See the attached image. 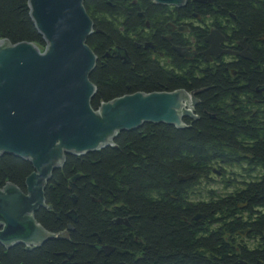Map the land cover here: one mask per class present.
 I'll use <instances>...</instances> for the list:
<instances>
[{"label":"trees","instance_id":"trees-1","mask_svg":"<svg viewBox=\"0 0 264 264\" xmlns=\"http://www.w3.org/2000/svg\"><path fill=\"white\" fill-rule=\"evenodd\" d=\"M238 2L243 6L235 2L229 11L241 16L242 34L256 48L259 35L264 42V0ZM83 5L94 24L86 44L97 57L89 77L96 88L92 108L138 92L184 90L198 93L197 119L183 120L181 129L144 124L119 133L112 146L66 156L47 182L45 207L35 214L46 231L65 237L34 251L0 245V264H264V118L256 121L254 99L248 97L264 85V67H195L175 54L157 60L133 47L145 41L138 14L165 16L168 7L151 0H84ZM173 11L185 16L196 10L187 0ZM193 35L204 38L200 30ZM1 40L44 49L28 0H0ZM252 56L260 62L264 55L252 49ZM227 168L243 174L231 173L229 179ZM31 173L29 162L0 157V188L11 183L24 192ZM213 177L230 192L212 189ZM247 227L261 238L260 251L237 246L236 235ZM96 243L113 248L112 255L96 250Z\"/></svg>","mask_w":264,"mask_h":264},{"label":"water","instance_id":"water-1","mask_svg":"<svg viewBox=\"0 0 264 264\" xmlns=\"http://www.w3.org/2000/svg\"><path fill=\"white\" fill-rule=\"evenodd\" d=\"M151 1L174 8L186 2ZM83 3L84 0H28L30 18L45 45L42 51L29 42L13 45L0 41V157L14 156L32 166V173L24 181V192L11 183L0 188V245L6 249L24 245L30 250L65 237V233L46 231L34 214L45 207L47 182L65 163L66 156H82L112 146L119 133L144 124L181 129L185 118L195 119L192 108L198 93L184 90L138 92L102 103L97 110L92 108L96 88L89 77L97 57L86 44L94 33V24ZM220 40L212 32L205 39L211 48L203 55L234 54L221 51ZM243 49L239 56L249 60ZM174 51L181 58L189 56L185 49ZM115 53L126 62L124 53ZM202 219L197 215L194 220ZM116 223L121 224V220Z\"/></svg>","mask_w":264,"mask_h":264},{"label":"flooded vegetation","instance_id":"flooded-vegetation-1","mask_svg":"<svg viewBox=\"0 0 264 264\" xmlns=\"http://www.w3.org/2000/svg\"><path fill=\"white\" fill-rule=\"evenodd\" d=\"M238 1L239 0H210V2L198 3L194 0H191L196 11L185 16H180L173 10L180 11L187 5V0L184 6L181 8L168 7L165 16L160 13L144 16L143 13L145 12L146 14V11H143V13L138 14V17L143 21L142 32L144 36L143 40L145 41L143 42V46L139 43H133V47L136 50L141 48L152 58H156L160 61L165 60V54H175L177 57H179L177 52L174 51L175 48L185 49L189 56L187 59H183L193 64L195 67L198 65H221L226 68V71L230 67L236 65H251L256 68H262L264 67V56L262 58L263 60L260 62L252 61V49L253 51H258V53L263 52L264 55V42L262 35H259L257 40H255L256 48L250 45L248 38L243 36L244 33L242 34L243 31L241 28L243 24L241 25V16H237L229 11L230 6L235 4V2L239 6H243ZM151 3L152 5L158 6L152 1ZM133 5H135V3H133ZM221 6H224V9H222ZM219 9H221V12ZM196 30H200L202 34H204L202 41L199 39V36L193 35ZM212 32H216L221 38V40L218 42L219 49L221 51H227L234 54H218L217 57L211 55L204 56L203 53L209 51L211 48V46L205 42V39ZM238 34L241 35L240 38L237 37ZM178 43L180 45L183 44L184 46H176ZM145 47L149 48L145 49ZM243 48H245V51L250 56L249 61L251 62L249 63H246V59H243L239 56V54L243 53ZM166 63L170 62L166 61ZM234 74L235 73H233V75ZM194 97H197V94ZM240 97L246 96L244 94H240ZM248 97H253L254 99L253 115L256 117V121L260 124L263 122L264 118V85L257 87L254 91V94ZM197 106L198 102L196 106L192 108V114L195 117L194 120L197 119L195 114V107ZM184 120L191 122L193 119L185 118ZM222 176L227 178V174L221 175V177ZM236 237V240L238 241L237 246L239 248H246V251L248 252L260 251L262 249L260 242L261 238L259 236H254L250 227H247L246 230L240 231ZM43 244L39 246H32V251L39 248ZM95 248L99 251L102 250L105 255H112L113 248L107 245H99V243H96Z\"/></svg>","mask_w":264,"mask_h":264},{"label":"rangeland","instance_id":"rangeland-1","mask_svg":"<svg viewBox=\"0 0 264 264\" xmlns=\"http://www.w3.org/2000/svg\"><path fill=\"white\" fill-rule=\"evenodd\" d=\"M42 51V50H41ZM227 172H229V176L228 178L230 179L231 177L233 178L234 176L230 175L231 173H235L237 176L240 175V174H243L242 171L240 169H237V168H227ZM259 173H262V172H256L254 173V175H258ZM214 181L211 183L212 184V189H215L217 190L219 193H227V192H230V190H225L224 189V184L225 183H222L218 178L216 177H213L212 178ZM239 180H241V178H238Z\"/></svg>","mask_w":264,"mask_h":264}]
</instances>
